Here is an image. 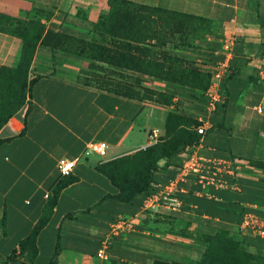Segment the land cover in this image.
Segmentation results:
<instances>
[{
  "label": "crops",
  "instance_id": "0c3cea01",
  "mask_svg": "<svg viewBox=\"0 0 264 264\" xmlns=\"http://www.w3.org/2000/svg\"><path fill=\"white\" fill-rule=\"evenodd\" d=\"M0 14L42 27L23 100L9 115L22 128L0 124V260L27 257L32 246L25 264L190 261L203 234L225 228L249 236L236 230L243 214H264V168L256 165L264 163V112L254 109L264 107V0H0ZM20 45L0 31V68L15 65ZM160 55L180 58L192 76L163 81L141 73ZM223 60L209 108L213 72ZM133 86L165 92L170 102L105 89ZM169 113L204 118L198 153L234 159L240 169L225 177L227 187L200 189L185 176L178 210L137 216L133 229L111 237V220L137 215L142 194L127 198L100 164L162 135ZM88 140L106 142L105 156L83 158L60 176L56 160L75 157ZM178 160L157 159L148 188L173 177Z\"/></svg>",
  "mask_w": 264,
  "mask_h": 264
},
{
  "label": "trees",
  "instance_id": "16d2710c",
  "mask_svg": "<svg viewBox=\"0 0 264 264\" xmlns=\"http://www.w3.org/2000/svg\"><path fill=\"white\" fill-rule=\"evenodd\" d=\"M141 9L145 10L146 8L143 7ZM148 9L149 10L147 11L150 13H153V11L155 10L165 12V10H160L157 8ZM144 15H148V13H144ZM172 15L174 14H170L169 16ZM0 31L16 35L21 41L20 51L18 53L19 58L15 65L12 68H0V100H2L1 107L3 108V111L5 110L2 118H0L1 124L4 119L6 122L7 119L11 117L9 115L13 107L20 104L23 100L27 66L33 56L35 45L39 41L42 27L38 23L31 20L24 21L22 19L10 18L0 14ZM146 65L147 66H144L143 69L140 70L141 73L163 81H169V78L173 75H178L180 78L190 76V72L187 70L185 73L178 74V72L169 71L165 68L156 66L152 62L150 63V60H148ZM197 73L199 74V72ZM18 82H20V88L18 92L19 95H16V99H19L15 100L13 99L15 97L13 96V91L16 89H13L12 87L16 85L18 86ZM112 90L120 91L117 89ZM158 94V101L160 100V104H168L170 102V95H167V93L165 92H159ZM195 125H197V120L193 117L183 114L169 113L165 120L164 133L160 135L162 137L160 138V141H162V143H160L159 145L160 149L157 154L153 152L154 150H152V145H150L144 151L137 152L134 158L133 156L128 155L122 156L113 161L100 164V168L109 175L113 183H118L122 186V188L125 189V194H128L127 198H129L130 195L132 196L136 192H141L143 197L150 191V187L148 188V183L152 180L149 174L155 168V162L157 161V159L161 157L176 156L186 146H189L197 141L199 135L193 130V126ZM256 165L264 168V163H256ZM177 167L178 164L176 168ZM262 181H264V179H262ZM124 186H126V188ZM254 214L258 217L264 218V214L260 212L256 211L254 212ZM203 235V247L201 251L204 249L206 252L207 250H210L211 253L214 252L219 255H226L230 260H232V264H245L244 252L241 250L242 247L248 245L254 246L256 249L264 247V239H260L258 238V236H238L239 234H234L232 232L230 233L229 230L225 228H218L214 232V234L211 235ZM210 240L211 243L207 247L204 246L205 242L207 243ZM26 241L27 240H25L24 242H20L21 249L23 248V245L26 243ZM29 250H32V246H29ZM201 251L196 259L190 261L198 262V259L202 254ZM28 257L29 256H27V259ZM215 257L216 255L209 258H203L200 263L213 264V262H218L217 264H219L220 262L222 264V262ZM183 263V261H168L163 259H156L152 264ZM50 264H54V261H51Z\"/></svg>",
  "mask_w": 264,
  "mask_h": 264
},
{
  "label": "built area",
  "instance_id": "2783aa9c",
  "mask_svg": "<svg viewBox=\"0 0 264 264\" xmlns=\"http://www.w3.org/2000/svg\"><path fill=\"white\" fill-rule=\"evenodd\" d=\"M226 61L219 62L214 69V81L211 82L210 91L208 92V107L212 108L217 100L216 81L224 75L226 69ZM257 112H264V107L255 106ZM7 125L13 130L18 131L22 128L21 122L14 116L6 121ZM206 120L204 118L197 119V125L193 126V130L201 137L205 132ZM200 139L186 146L179 154L178 167L173 177L167 179L163 183H156L153 188L141 198V203L134 216H116L109 224V236H116L124 231L133 229L135 223L133 221L137 216L141 217H157L161 210H178L182 204L179 193L182 189L179 182L187 175H192L194 181L199 185L200 189L206 186L227 187L225 177H234L237 175L240 166L238 162L230 158H205L202 157L197 147ZM107 144L104 141L88 140L84 143L81 151L73 158H58L55 166L60 176L70 175L75 164L83 158L90 155L102 157L105 155ZM237 232L241 234H251L258 237H264V218L258 217L251 212L243 214L237 225ZM108 244V239L103 242L102 247L98 250L97 256L105 258L104 247Z\"/></svg>",
  "mask_w": 264,
  "mask_h": 264
},
{
  "label": "rangeland",
  "instance_id": "374dc122",
  "mask_svg": "<svg viewBox=\"0 0 264 264\" xmlns=\"http://www.w3.org/2000/svg\"><path fill=\"white\" fill-rule=\"evenodd\" d=\"M183 20V19H181ZM53 43L61 46V47H70L68 45V42L67 41H64L60 38H55ZM19 58V55L16 59V62ZM150 60V63H154L156 66H159V67H162V68H165L169 71H173V72H178V74H182V73H185L186 72V65H184L182 63V60L178 57H173V56H169V55H160L158 57H152L151 56V59H148ZM13 89H16L13 91V96H15L13 99L15 100H18L16 99V95H19L18 92H19V88H20V82H18V86H13L12 87ZM105 89H117V90H126V91H133L136 95H141V98H143L144 100H148V101H153L155 103H160L158 101L159 99V91H156L150 87H143V86H133V87H126V88H123V87H119V88H114V87H106ZM15 102V101H14ZM163 104V103H161ZM2 106V100H0V118H2L3 116V113H5V110L3 111V108L1 107ZM151 132V131H150ZM150 135V134H149ZM162 138L160 135H157L156 137L155 136H152L151 138L148 137V141L149 143L143 145V146H139L137 147L136 149L132 150L130 153H128L127 155L128 156H135V154L139 151H144L148 146L152 145V150H154L153 152L155 154H157L159 152V145L160 143H162V141H160ZM151 152V153H153ZM105 156V155H104ZM103 158V156L101 157ZM211 243V240L208 241L207 243L205 242V245L204 246H208L209 244ZM243 252H244V260H245V264H264V247L260 248V249H256V248H250V247H242L241 249ZM31 252V250L29 252H27V256L28 254ZM202 254L200 256V258L198 259V262H193V261H183L184 263L183 264H201L200 261L203 259V258H209L211 256H214L216 255L215 258L219 259V261L222 262V264H232V260H230L228 258V256L226 255H219V254H216L214 252L211 253L210 250H207V252L203 249L202 251ZM25 259H27V257H24L22 258L20 255L18 256H13L11 258H7L5 260H0V264H25ZM218 263V262H217ZM216 262H213V264H217ZM106 264H129V263H125V262H112V263H106ZM219 264H221L219 262Z\"/></svg>",
  "mask_w": 264,
  "mask_h": 264
}]
</instances>
